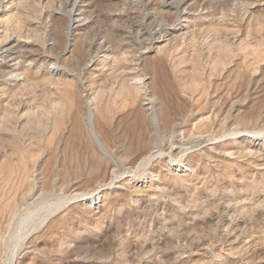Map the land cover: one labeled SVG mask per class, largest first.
<instances>
[{"label":"rangeland","instance_id":"374dc122","mask_svg":"<svg viewBox=\"0 0 264 264\" xmlns=\"http://www.w3.org/2000/svg\"><path fill=\"white\" fill-rule=\"evenodd\" d=\"M73 1L0 0V264H264V0Z\"/></svg>","mask_w":264,"mask_h":264},{"label":"bare ground","instance_id":"6f19581e","mask_svg":"<svg viewBox=\"0 0 264 264\" xmlns=\"http://www.w3.org/2000/svg\"><path fill=\"white\" fill-rule=\"evenodd\" d=\"M74 2V1H73ZM164 6L168 9H171L173 8V2L171 1H164ZM259 3V2H258ZM264 5V4H263ZM71 6V5H70ZM255 6V5H254ZM258 6V5H257ZM72 10V16H73V20H74V26H75V29H80L82 26L85 25V21H86V18L82 17L84 12L86 11L84 7L81 6V4L79 3V0H76L74 3H73V7L71 8ZM70 12V11H69ZM182 19V18H181ZM72 20V21H73ZM180 27V26H179ZM10 37V36H9ZM14 49V45H10V46H6L4 49H3V53L4 55L8 54L10 55L11 57L14 58V54L12 52ZM14 66V65H13ZM60 69V68H59ZM62 69V68H61ZM58 72V71H57ZM139 80V79H138ZM140 81V80H139ZM138 82V81H136ZM150 101V100H149ZM156 118V117H155ZM256 136V135H255ZM258 138V137H257ZM218 139V138H217ZM254 139V138H253ZM221 143V142H220ZM205 145V144H204ZM173 152V151H172ZM175 156V155H174ZM178 157V156H177ZM143 160V159H141ZM146 161V160H145ZM144 161V162H145ZM184 163L183 161L181 162H178L176 164L177 167H181ZM140 165V164H139ZM183 167V166H182ZM183 169V168H182ZM144 181V180H143ZM102 192V190L99 188V189H95L94 191L90 192V193H87L84 195V198H86V200H88L89 202H94L95 204H97L98 202V199H99V195L100 193ZM82 198V199H84ZM92 204V203H91ZM60 205V204H59ZM61 206V205H60ZM42 215V214H41ZM38 214L35 212V211H28L24 214H22V216L20 217L19 219V229L18 231L16 232L15 237L17 239H19L23 233L24 230H33L37 227L38 225ZM41 218V217H40ZM44 218V217H43ZM16 225V224H15ZM31 236V235H30ZM25 240V239H24ZM17 248V247H16Z\"/></svg>","mask_w":264,"mask_h":264}]
</instances>
